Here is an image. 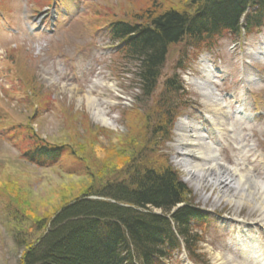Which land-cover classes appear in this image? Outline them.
<instances>
[{
	"label": "rangeland",
	"instance_id": "rangeland-1",
	"mask_svg": "<svg viewBox=\"0 0 264 264\" xmlns=\"http://www.w3.org/2000/svg\"><path fill=\"white\" fill-rule=\"evenodd\" d=\"M53 1L0 0V264H20L23 241L31 244L43 233L36 226L48 213L88 186L121 181L129 154L150 155L145 141L163 111L164 82L174 74L188 106L180 109L162 149L210 222L192 229L202 240L190 241L193 252L183 243L167 264H264L255 251L264 253V229L250 231L249 244L231 240L239 221L257 226L255 220L264 219L258 201L240 198L230 186L204 181L198 189L187 181L176 133L178 122L197 123L221 164L264 183V28L249 36L223 35L213 46L172 45L155 93L145 97L136 85V66L108 40V26L136 23L158 7L194 9L198 0H57L55 25L47 16L39 29L35 15ZM97 110L115 126L98 121ZM43 144L63 146L61 158L44 165L23 158Z\"/></svg>",
	"mask_w": 264,
	"mask_h": 264
},
{
	"label": "trees",
	"instance_id": "trees-1",
	"mask_svg": "<svg viewBox=\"0 0 264 264\" xmlns=\"http://www.w3.org/2000/svg\"><path fill=\"white\" fill-rule=\"evenodd\" d=\"M160 9L136 23L118 20L107 28L110 41L136 66V85L145 97L155 93L172 45H214L223 35H249L264 27V0H198L194 9ZM186 94L178 74L164 82L163 111L145 141L150 155L129 154L121 181L88 186L39 220L36 229L43 233L31 244L23 241L20 264H163L183 243L191 249L190 241L201 239L191 231L208 216L193 203L191 189L162 149L172 139L180 109L188 106ZM64 149L37 145L23 158L44 165L58 161Z\"/></svg>",
	"mask_w": 264,
	"mask_h": 264
},
{
	"label": "bare ground",
	"instance_id": "bare-ground-1",
	"mask_svg": "<svg viewBox=\"0 0 264 264\" xmlns=\"http://www.w3.org/2000/svg\"><path fill=\"white\" fill-rule=\"evenodd\" d=\"M88 101L89 104H94L91 98ZM94 115L104 125L115 126L114 121L107 119L101 110L95 111ZM176 133L179 136L180 145L183 146L181 152L184 159L181 164L188 174L187 181H190L198 189L204 181L214 185V187L230 186L231 190L239 191L238 196L240 198H245V195L248 198L255 197V201H258L256 206L264 211V183L256 180L250 174L239 173L237 169L221 164L217 159L219 153L216 147L205 142L207 135L197 123H190L188 120L178 122ZM191 158H196L199 161L191 164L189 162ZM215 169L217 170L215 175H213V170ZM252 185L257 189L258 187L261 188L257 191ZM226 196L227 194L223 193L224 199ZM255 222L261 227L264 226V219L262 221L255 220ZM258 253L260 256L264 255L261 250Z\"/></svg>",
	"mask_w": 264,
	"mask_h": 264
}]
</instances>
